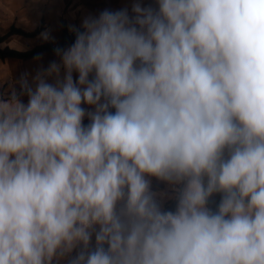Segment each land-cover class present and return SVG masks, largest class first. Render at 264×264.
<instances>
[{"label":"clouds","instance_id":"obj_1","mask_svg":"<svg viewBox=\"0 0 264 264\" xmlns=\"http://www.w3.org/2000/svg\"><path fill=\"white\" fill-rule=\"evenodd\" d=\"M70 31L0 99V264H264V0Z\"/></svg>","mask_w":264,"mask_h":264},{"label":"crops","instance_id":"obj_2","mask_svg":"<svg viewBox=\"0 0 264 264\" xmlns=\"http://www.w3.org/2000/svg\"><path fill=\"white\" fill-rule=\"evenodd\" d=\"M134 2L135 0H0V50L29 52L38 46L57 45L64 32L73 34L70 27L79 28L85 17L98 16L104 9L116 11L127 8L131 12ZM143 2L147 4L151 0ZM43 34H47V38ZM53 61L59 62V57L50 50L27 57L0 55V99H9L15 91L26 102L27 96L21 94L20 81L26 76L29 83H32L37 72L47 69ZM87 122L86 119L85 123Z\"/></svg>","mask_w":264,"mask_h":264},{"label":"trees","instance_id":"obj_3","mask_svg":"<svg viewBox=\"0 0 264 264\" xmlns=\"http://www.w3.org/2000/svg\"><path fill=\"white\" fill-rule=\"evenodd\" d=\"M74 40H75V33L68 34L67 32H64L61 40L59 41V43L57 45L46 44V45L38 46L29 52H18L15 50L5 49V50H0V55H2V56L9 55V56H15V57H27V56L35 55L36 53L43 51V50H50V51L55 52L56 48H63L68 44H72L74 42ZM216 199L218 200L219 197H217Z\"/></svg>","mask_w":264,"mask_h":264},{"label":"rangeland","instance_id":"obj_4","mask_svg":"<svg viewBox=\"0 0 264 264\" xmlns=\"http://www.w3.org/2000/svg\"><path fill=\"white\" fill-rule=\"evenodd\" d=\"M167 186L162 184L161 182H158L154 179L153 181V188L157 191H167L168 189L166 188ZM165 207L167 208H173L174 207V201L169 199L166 200L165 202ZM63 264H66V261L63 262Z\"/></svg>","mask_w":264,"mask_h":264}]
</instances>
